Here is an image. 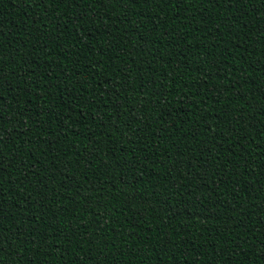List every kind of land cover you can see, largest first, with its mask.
<instances>
[{
  "label": "trees",
  "instance_id": "1",
  "mask_svg": "<svg viewBox=\"0 0 264 264\" xmlns=\"http://www.w3.org/2000/svg\"><path fill=\"white\" fill-rule=\"evenodd\" d=\"M0 264H264V0H0Z\"/></svg>",
  "mask_w": 264,
  "mask_h": 264
}]
</instances>
